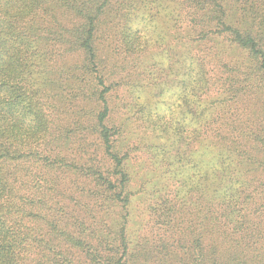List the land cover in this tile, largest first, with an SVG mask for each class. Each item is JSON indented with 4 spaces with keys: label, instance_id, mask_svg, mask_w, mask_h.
I'll use <instances>...</instances> for the list:
<instances>
[{
    "label": "trees",
    "instance_id": "trees-1",
    "mask_svg": "<svg viewBox=\"0 0 264 264\" xmlns=\"http://www.w3.org/2000/svg\"><path fill=\"white\" fill-rule=\"evenodd\" d=\"M138 200L173 264H264V0H0V264H153Z\"/></svg>",
    "mask_w": 264,
    "mask_h": 264
},
{
    "label": "rangeland",
    "instance_id": "rangeland-1",
    "mask_svg": "<svg viewBox=\"0 0 264 264\" xmlns=\"http://www.w3.org/2000/svg\"><path fill=\"white\" fill-rule=\"evenodd\" d=\"M137 172H141V170H137ZM145 203H143L141 200H138L136 202V220L135 223H131L130 228V238H132L136 244L139 245V250H145L148 253L152 251V254L150 255L152 258L153 264H173L171 260H166L167 256L164 258L160 257V254H155L154 249L156 248L157 242H158V235L156 233H152L151 230V224L150 219L151 217L144 212ZM142 219L144 221H142ZM167 239V238H166ZM158 258V259H156ZM162 258L163 261H160ZM144 258H140L139 264H143ZM151 261V260H150Z\"/></svg>",
    "mask_w": 264,
    "mask_h": 264
}]
</instances>
